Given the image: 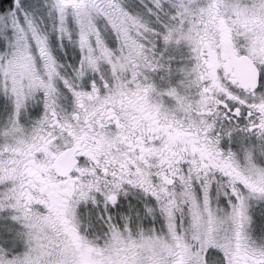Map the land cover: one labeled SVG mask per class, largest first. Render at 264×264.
<instances>
[{"label": "snow or ice", "instance_id": "snow-or-ice-1", "mask_svg": "<svg viewBox=\"0 0 264 264\" xmlns=\"http://www.w3.org/2000/svg\"><path fill=\"white\" fill-rule=\"evenodd\" d=\"M0 264H264V0H0Z\"/></svg>", "mask_w": 264, "mask_h": 264}]
</instances>
